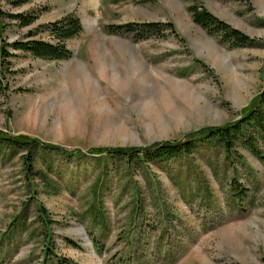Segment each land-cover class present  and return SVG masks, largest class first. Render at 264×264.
I'll use <instances>...</instances> for the list:
<instances>
[{
    "label": "rangeland",
    "instance_id": "rangeland-1",
    "mask_svg": "<svg viewBox=\"0 0 264 264\" xmlns=\"http://www.w3.org/2000/svg\"><path fill=\"white\" fill-rule=\"evenodd\" d=\"M193 2L254 44L207 32L188 12ZM0 6L39 12L29 25L6 21L8 40L35 29L51 38L40 24L67 12L82 24L67 57L11 49L14 71L0 68V131L74 153L40 146L28 169L27 148L0 142V264H264V163L242 143L232 156L196 135L191 152L144 163L99 151L183 140L237 119L264 84V0ZM145 20H172L177 30L136 40L107 28Z\"/></svg>",
    "mask_w": 264,
    "mask_h": 264
},
{
    "label": "trees",
    "instance_id": "trees-1",
    "mask_svg": "<svg viewBox=\"0 0 264 264\" xmlns=\"http://www.w3.org/2000/svg\"><path fill=\"white\" fill-rule=\"evenodd\" d=\"M3 1L10 6H19L29 0ZM187 9L195 23L209 33H216L224 43L230 46H251L254 44L252 36L220 18L204 4L193 2L187 6ZM38 14L37 10L13 11L0 6V68H5L10 72L14 71L10 68L12 63L10 57L15 53L11 49L21 50L46 59H61L71 53L66 45V40L82 30L80 18L73 12H67L59 18L40 24L38 29H47L51 38L36 37L37 29L30 30L24 38L8 40L3 36L6 21L14 19L22 26L29 25L37 19ZM107 28L111 32L130 34L136 40L146 38L151 34L157 37L165 36L168 33H175L177 30L172 20L110 23ZM3 86L0 80V88ZM253 130L264 139V84L242 109L239 117L231 122L201 127L189 133L183 140H163L147 145L105 146L99 151H105L108 155L123 158L129 163L134 160L141 163L165 160L185 152H191L197 139L194 137L198 135L201 140H212L222 145L227 154L232 156L236 152V144L242 143L264 163V152L258 146L259 136L255 132L253 133ZM0 142L27 148L28 151L23 155V160L28 169L33 166L34 150L40 146L59 151L62 154L74 155L72 152L66 153L64 148L59 145L49 144L26 135L13 136L0 131ZM233 181L236 182L235 179ZM240 191L238 189L237 193L239 194ZM39 212L43 221L48 223L45 209L39 207Z\"/></svg>",
    "mask_w": 264,
    "mask_h": 264
}]
</instances>
